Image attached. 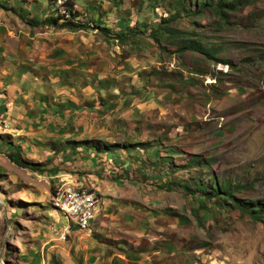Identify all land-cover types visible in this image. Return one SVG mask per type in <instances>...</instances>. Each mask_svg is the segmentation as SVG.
Returning <instances> with one entry per match:
<instances>
[{
    "label": "rangeland",
    "instance_id": "obj_1",
    "mask_svg": "<svg viewBox=\"0 0 264 264\" xmlns=\"http://www.w3.org/2000/svg\"><path fill=\"white\" fill-rule=\"evenodd\" d=\"M7 1L8 4L0 0L12 7L0 5V44L5 40L3 25L13 29L10 24H14L15 29L29 31L23 40L29 50L25 57L31 60L35 73L37 67L40 69L38 65H44L40 75H46L47 70L53 69L43 53L48 46L39 43L45 38H33L35 32L45 27L40 23L43 19L38 17L33 22L27 17L39 15V8L48 6L49 1L53 7V1ZM131 1L124 0L121 6L130 8L134 24L137 10L130 6ZM202 1L187 3L190 8H197ZM77 2L87 5L86 0ZM98 2L106 8L111 0ZM148 2L142 3V12ZM164 4L156 12L166 16ZM114 8V13L103 20L112 28H119L114 22L119 16L124 18L127 11L118 12ZM51 11L54 15V9ZM144 13L147 18H154L150 9ZM261 13L264 0H256L230 12V25L221 26L219 17L210 8L177 23L180 28L195 30L205 43L220 44L219 58L231 59L233 66L206 60L198 53L175 54L171 43L167 44L169 49H161L149 31L138 36L139 42L130 43L117 37L107 41L99 35L100 31L93 29L95 38L82 59L84 71L69 69L77 73V80H70L71 83L80 81L79 85H83L76 87L75 95L81 99L92 93L96 97L75 113V122L83 130L64 135H53L52 131L22 135L19 133L24 132L19 131L22 123L15 121L8 133L0 135V264H90L84 258L86 254L73 246L75 237L82 234L75 236V229H71L66 241L59 238L67 220L53 201L64 183L97 191L100 203L113 194L119 199L116 206L124 210L135 208V214L129 210L124 213L130 214L131 221L121 227H111L110 223L108 228V233L121 234L106 241L108 250L115 254L116 264H139L132 260L146 261L148 256L151 264H264V222L243 213L230 201L223 204L201 191V188L210 191L214 178L226 179L249 184L235 194L237 199H264V30L255 19ZM89 16L90 12L85 17ZM4 46L9 48L8 44ZM120 54L125 58L123 63ZM8 60L1 56L0 67ZM100 75L118 82L109 89L113 104L110 109L99 104L94 82L95 78H102ZM188 76L199 82L184 83L183 87L180 80ZM61 90L58 88L56 92ZM129 93L133 97L131 104L122 107L119 103L128 99ZM111 125L114 130L108 129ZM120 127H123L121 134L117 133ZM93 137L130 142L131 146L137 142L153 146L150 154L133 147L124 153L94 157L93 151L73 152L69 148L64 159L65 140ZM15 149L30 166H20L11 159L9 154ZM200 156L209 162L208 167L186 171L179 168L178 165ZM177 180L188 188L176 185ZM198 181L203 183L201 188ZM142 218L145 220L141 223ZM131 232L147 235L133 241L126 236L132 235ZM137 241L138 245L131 243ZM142 252L148 254L139 255Z\"/></svg>",
    "mask_w": 264,
    "mask_h": 264
},
{
    "label": "crops",
    "instance_id": "obj_2",
    "mask_svg": "<svg viewBox=\"0 0 264 264\" xmlns=\"http://www.w3.org/2000/svg\"><path fill=\"white\" fill-rule=\"evenodd\" d=\"M86 1L88 2L90 0ZM32 6L33 5L31 4V7ZM21 8H23V10L26 9L22 5ZM16 9L18 8L16 7ZM51 10H53V7L49 1L48 6L45 5L44 7L39 8V15L33 17L30 14L27 18L31 19L33 22H36L38 21V17L44 19L48 16H52L53 14ZM114 10H117V8H114ZM28 11L31 13L29 9ZM21 13H23V11ZM88 13L89 11L86 9L85 16L88 15ZM113 13L114 11L112 9V11L104 16L103 19L106 20L107 16ZM124 15L126 16L125 13ZM16 17L19 18L18 15ZM27 18L26 20H28ZM123 19L124 18L119 16L117 22H114V24L119 26V28H113L114 30L120 29ZM80 21L86 23L88 18L81 17ZM95 23H98V20ZM93 24L94 23H91V28L88 27L89 29L87 30H85V28L71 29L68 26L55 27L52 25L43 24L45 26L43 27V30L38 33L35 32L36 35L33 38H45L44 41L41 40L39 43L41 44L42 42L44 45L48 46L45 51H43V53H45V57L47 58L48 66L53 68L47 70L45 73L46 75L43 76L40 74L44 65H38L40 66V69L37 67L35 71L38 73H35L32 70L34 68L31 60L25 57L26 51L29 50H27V41L23 40H26L27 36H29V31L26 32L27 30H22L21 28L15 29L14 24L12 26L10 24V27L13 29H9L6 25L2 26V29L3 27H6V33H4L5 40H2V43L0 44V57L6 56L9 58V60L7 63H5V65L2 63L4 67H0V113L9 118L11 123L15 121L21 122L22 125L19 128V131L23 130L24 132L19 133L22 135L24 133H42V131H52L51 134L53 135H64L69 133L76 134L83 130V127L77 125L75 122V113L83 110V105H85V103L93 99L95 96L91 95V93L89 94V97L88 95H81L85 98L81 97L80 99V97L75 95L76 87L79 89L80 85L82 84L79 85L80 81H78L79 83H71L72 80H77V73L74 74L73 72H70L69 69L75 68V70L80 73L81 71H84V69L81 68L85 67L84 61L82 60L85 56L84 51L87 49L88 44L91 43L95 38V30H93L94 28L92 27ZM107 26L112 27L110 25ZM96 29L98 32L99 29ZM88 31L92 32L88 33ZM99 35H101V33ZM11 40L13 43L10 44ZM4 44H8L9 48H6ZM6 51L8 52L7 54ZM60 60H63L65 63L61 65L59 63ZM69 62H71V64H68ZM4 72L7 73L5 76H3ZM99 77L102 76L100 75ZM94 83L97 84V81ZM88 85V87L92 89L93 85ZM58 88H63V90L56 92L58 91ZM127 100L128 99L125 98V100L119 104L122 107H127ZM115 183L117 184L118 181L115 180ZM110 195L111 196L106 198V200L102 199L103 203H100L99 200L97 212L99 211V205H101L102 207L99 212L100 217L98 220H96V212L95 222L93 223L91 230L82 231L80 229H75V236L80 234L82 235L80 238L75 237L73 246L79 252L81 251L86 254L84 258H88L90 264H116L115 254L111 250H108L106 241L113 239L112 237H120L121 234H119V232L108 233L110 223L111 227L114 225V227H121L126 221H131L130 219H132V217H129V213L128 216L124 213H126L128 210L132 211L131 214L137 213L134 212L135 208L127 209L126 207V210H124L122 206H116V202H119V199L117 196L114 197L115 195L113 194ZM159 197L161 198L162 194H159ZM157 200L160 199L157 198ZM148 207L153 208L156 211L159 210L158 208H154V206L151 207L148 205ZM158 216L155 219H157ZM141 220L142 223L145 219L142 218ZM105 233H107L106 236H104ZM131 234L132 235L130 236H126L133 241L137 238H139L138 241H140L141 237L147 235L143 232L138 233V235L137 232H131ZM138 241L131 243L133 245H138L137 243H140ZM118 245L120 249H122L121 244L119 243ZM126 252H128L127 249ZM143 254L148 253H139V255ZM124 257L127 260L129 259L126 257V254H124ZM148 257L146 261H132H137L139 264H151L152 260L151 258L149 260Z\"/></svg>",
    "mask_w": 264,
    "mask_h": 264
},
{
    "label": "trees",
    "instance_id": "obj_3",
    "mask_svg": "<svg viewBox=\"0 0 264 264\" xmlns=\"http://www.w3.org/2000/svg\"><path fill=\"white\" fill-rule=\"evenodd\" d=\"M144 1L145 0L131 1L130 6L133 9L137 10V18L134 24L133 20L130 18V8L129 10H127V8H122L121 6L124 0H111V3L106 4V8H104L105 4L102 5L100 2H98V0H90L87 2V5L79 4L76 0H67L64 6L69 10L70 15L68 17L65 16V14L60 13L59 9H55L54 15L44 18L40 23L52 25L55 27L68 26L71 29L88 28L90 27L91 23H94L92 27L94 29L98 28V31H100L99 34L101 33V36H103L107 41H113L114 39H116L115 37H117V40L121 42L126 41L130 43L139 42L138 36L144 35L147 31H149V36L158 43L161 49H169L167 47V44L171 43V45L175 46L173 50L175 54H184L186 52L198 53L206 60H213L214 62H221L223 64H227L228 66H233L234 63L231 59L219 58V53L222 49L220 44L205 43L203 37L195 30L180 28L177 23L180 19H183L185 17H193L199 14L200 11L202 12L204 9L210 8L219 17L221 26L226 24L230 25V12L237 11L242 7H247L254 3L256 0H212L208 2L204 0L202 2H199L197 8H190V5H188L187 3L189 0H150V2L146 4L144 9H150L151 12L154 13V18H147L144 13L145 10H143L142 12L141 5L142 3L144 4ZM6 2L7 4L9 3L7 0ZM74 4L77 5L75 10L73 8ZM162 4H164L166 10V16L159 15L156 12V8ZM0 5L7 8H12L11 6H5L1 3ZM113 7L117 8L118 12L127 11L125 12L126 16L124 17L123 22L121 23L122 26L119 30H114L112 27L107 26L105 24V21L103 20V17L111 12ZM86 9H88V11L90 12V16L88 17V21L84 23L80 21V18L85 17ZM255 19L258 20V24L261 25L259 27L264 30V13L256 16ZM97 20L98 23H95ZM119 56L123 57L121 54ZM124 60L125 58L123 57L120 63H123ZM95 81H97L95 87L99 96V104L105 105L109 109L112 108V104L110 103L112 94H109V89L112 84L118 85V82L109 77H97L95 78ZM180 82H183L182 86L184 87L185 84L195 85L199 82V80H197L196 77L188 76L184 79L182 78ZM121 89H123L124 91V88ZM210 90H212L211 87H209V91ZM104 93H107V95L105 96ZM129 95L130 96L127 100L128 105L131 104V98H133L132 93H129ZM213 95L217 97L219 96L216 93H214ZM92 103L95 104L96 102ZM108 129L114 130V127L111 125L108 127ZM122 131L123 127L117 128V133L121 134ZM105 137L107 136L105 135ZM131 145L132 144L130 142H116L109 139L101 140L100 137L77 140L67 139L65 140V148H67V150H64L63 154L64 159H66V157H68L67 154L69 148H71L73 152H80V150L83 149H86V151H93L94 154H92V157H94L96 154L101 156L104 153L109 156V154L112 152L124 153L125 151H130L133 147L134 149L142 148L143 150L147 151L148 154H150L151 148L153 146L147 142H137L136 145ZM16 150L17 149L9 154L11 159L13 161H16L20 166H30L29 161L23 159L20 155L21 152ZM148 158L150 159L149 156ZM209 165L210 164L205 157H197L192 158L188 162L180 164L178 166L179 168H182L186 171L195 167L201 170L204 167H208ZM167 166H170V164H168ZM38 167L39 169L43 170L41 166L38 165ZM174 171L175 170L172 169V172ZM175 183L176 185H184V187H187V185L182 184V182H179V180H177V182ZM197 184L200 185V188L203 186V183H201L200 181H198ZM248 185L243 184L240 181L233 182L226 179L219 181L214 178L211 190L209 191L207 189L201 188V191L205 196H208L209 199L215 198V200H217L218 202H222L223 204L224 202L230 201L234 205V207L239 208L243 213L250 215L257 221L264 222V199L243 201L235 197V194L237 192H240L243 189H247ZM170 188L172 189V187Z\"/></svg>",
    "mask_w": 264,
    "mask_h": 264
},
{
    "label": "built area",
    "instance_id": "obj_4",
    "mask_svg": "<svg viewBox=\"0 0 264 264\" xmlns=\"http://www.w3.org/2000/svg\"><path fill=\"white\" fill-rule=\"evenodd\" d=\"M53 9H59L60 13L69 16V10L64 6L67 0H52ZM77 7L76 4L73 8ZM12 129L11 122L4 114L0 113V135L8 133ZM100 197L97 191L79 187L72 183H64L54 196L55 208L60 210L67 220V225L60 230L59 238L67 240L71 229L82 231L91 230L95 222V215ZM74 220V224L72 221ZM59 231V230H57Z\"/></svg>",
    "mask_w": 264,
    "mask_h": 264
}]
</instances>
